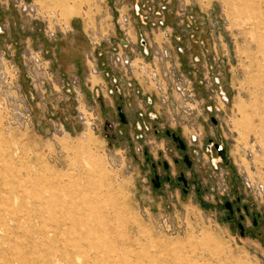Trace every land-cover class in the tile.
<instances>
[{
  "label": "rangeland",
  "instance_id": "rangeland-1",
  "mask_svg": "<svg viewBox=\"0 0 264 264\" xmlns=\"http://www.w3.org/2000/svg\"><path fill=\"white\" fill-rule=\"evenodd\" d=\"M0 264H264V0H0Z\"/></svg>",
  "mask_w": 264,
  "mask_h": 264
},
{
  "label": "flooded vegetation",
  "instance_id": "flooded-vegetation-1",
  "mask_svg": "<svg viewBox=\"0 0 264 264\" xmlns=\"http://www.w3.org/2000/svg\"><path fill=\"white\" fill-rule=\"evenodd\" d=\"M147 102H148L149 106L152 105V101L151 100H148ZM118 109L120 110L121 107H119ZM140 115H142V114H140ZM147 117L151 121H153V120L156 119V116L153 113H151V112H148L147 113ZM122 121H123L124 124L127 123L126 122V119H124V118L122 119ZM166 135H167V137L171 138L172 141H174L175 144H178V146H179L178 149H180L179 151L182 152V153H184L183 154V162L185 163V165H187L188 170H191L192 171V164H191L192 161L186 156V146L183 143V140L180 138V136H177L176 134L171 133L169 131H166ZM205 149H206V151H207L208 154L212 155V158H211L212 160H214L215 162H217V164L223 165V163L219 160L218 152L221 151L224 148H223L222 144H220L219 141L210 140L207 143ZM213 152H214V155H213ZM225 156L227 157L226 151H225ZM174 162H175L174 163L175 165H179L181 163V161H179L178 159H175ZM160 164H162L163 171H167L169 169V166L166 163L162 162ZM215 165H216V163H215ZM151 166H152L154 172H156V168H157L156 166L157 165L155 163H152ZM153 177L154 178L151 180V182H152V184L154 185L155 188L159 189L162 186V179L160 178V176L157 173H154V176ZM177 178H178L179 184L182 186L181 187V190L184 193H187L188 194L189 189H190V183H189L188 179L186 178L185 174L183 172H181ZM165 179H167L168 181L171 180L170 177H166ZM237 199L239 201V198H237ZM223 206H224V208H226V209L229 208L231 210L230 211L231 215L227 216V219L228 220L231 219V221H233L235 219V213L233 212V205H232V203L230 204L228 202V200H226L225 203H223ZM236 210L240 214L239 215L240 216V219H239L240 222L238 223V227L240 229L239 230L240 235L242 237H245L249 233H253V230H255L257 228V226H258L257 221L254 220V219L252 220V229L248 233V231L246 229V226L244 225L245 217L240 213V209L239 208H237Z\"/></svg>",
  "mask_w": 264,
  "mask_h": 264
},
{
  "label": "water",
  "instance_id": "water-1",
  "mask_svg": "<svg viewBox=\"0 0 264 264\" xmlns=\"http://www.w3.org/2000/svg\"><path fill=\"white\" fill-rule=\"evenodd\" d=\"M219 160L224 166H228L229 159L225 156V148L218 152Z\"/></svg>",
  "mask_w": 264,
  "mask_h": 264
}]
</instances>
